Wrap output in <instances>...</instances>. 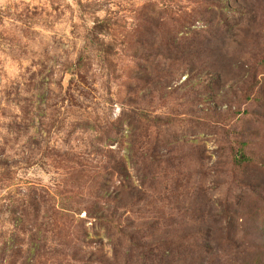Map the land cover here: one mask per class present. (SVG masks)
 I'll list each match as a JSON object with an SVG mask.
<instances>
[{
	"label": "rangeland",
	"instance_id": "374dc122",
	"mask_svg": "<svg viewBox=\"0 0 264 264\" xmlns=\"http://www.w3.org/2000/svg\"><path fill=\"white\" fill-rule=\"evenodd\" d=\"M0 264H264V0H0Z\"/></svg>",
	"mask_w": 264,
	"mask_h": 264
}]
</instances>
